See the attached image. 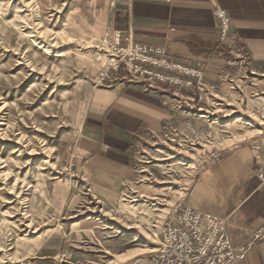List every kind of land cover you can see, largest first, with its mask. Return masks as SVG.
<instances>
[{
    "label": "rangeland",
    "instance_id": "374dc122",
    "mask_svg": "<svg viewBox=\"0 0 264 264\" xmlns=\"http://www.w3.org/2000/svg\"><path fill=\"white\" fill-rule=\"evenodd\" d=\"M115 1L0 0V264H28L61 228L74 264H127L156 247L211 152L264 136V77L224 72L198 120L137 143L133 183L91 189L74 160L82 118L99 89L130 77L125 59L110 68Z\"/></svg>",
    "mask_w": 264,
    "mask_h": 264
},
{
    "label": "crops",
    "instance_id": "0c3cea01",
    "mask_svg": "<svg viewBox=\"0 0 264 264\" xmlns=\"http://www.w3.org/2000/svg\"><path fill=\"white\" fill-rule=\"evenodd\" d=\"M218 8L230 18L224 37L215 18ZM107 33L121 46L129 41L152 49L153 60L196 68L211 84L224 72L264 77V0H116ZM138 64L178 75L163 66ZM204 103L190 88L132 75L99 89L82 118L74 152L87 185L98 192H121L137 177V143L166 127L190 126ZM260 137L204 163L177 203V213L186 206L214 213L225 219L233 246L249 241L264 223V185L257 176L264 157L253 148ZM72 251L71 237L61 228L43 240L28 264H74ZM237 264H264V241Z\"/></svg>",
    "mask_w": 264,
    "mask_h": 264
},
{
    "label": "built area",
    "instance_id": "2783aa9c",
    "mask_svg": "<svg viewBox=\"0 0 264 264\" xmlns=\"http://www.w3.org/2000/svg\"><path fill=\"white\" fill-rule=\"evenodd\" d=\"M215 18L221 37L229 30L230 18L225 10H215ZM112 48L118 53V58L112 60L110 68L116 69L119 61L125 59L127 70L132 76L145 78L147 82H168L179 87L190 88L198 93V100L205 102L217 96L214 85L209 84L203 73L196 68H189L165 60L156 61L148 55L152 49L131 44L129 41L123 46L119 39L111 41ZM138 62L163 66L175 71L178 75H168L158 70L142 68ZM107 68L102 73L100 81L109 78ZM180 75L187 76L181 78ZM253 148L264 157V136L253 145ZM219 152H211L207 161L214 160ZM258 178L264 185V166L258 172ZM264 241V223L252 234L249 241L233 246L226 233L225 219L210 212H196L190 207H184L177 213V206L162 225V231L156 247L151 251L134 257L127 264H237L257 242Z\"/></svg>",
    "mask_w": 264,
    "mask_h": 264
}]
</instances>
